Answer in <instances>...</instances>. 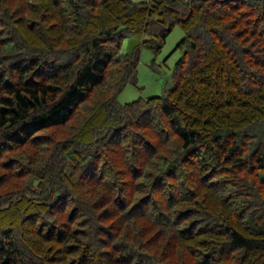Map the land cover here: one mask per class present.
Masks as SVG:
<instances>
[{"label":"trees","instance_id":"16d2710c","mask_svg":"<svg viewBox=\"0 0 264 264\" xmlns=\"http://www.w3.org/2000/svg\"><path fill=\"white\" fill-rule=\"evenodd\" d=\"M0 264H264V0H0Z\"/></svg>","mask_w":264,"mask_h":264},{"label":"rangeland","instance_id":"374dc122","mask_svg":"<svg viewBox=\"0 0 264 264\" xmlns=\"http://www.w3.org/2000/svg\"><path fill=\"white\" fill-rule=\"evenodd\" d=\"M183 38H184V33L181 30V28L177 26L176 28H174L173 32L167 38L161 53L155 54L146 48H143L141 50L140 63L138 66L137 85H133L130 83L121 92V94L118 96V102L121 105L132 103L140 99L146 100L153 97H161L168 90L174 87L175 85L174 82L175 80L173 78L174 69L176 67V64L182 58L185 52V48L183 47L180 49L178 48V45L181 43ZM146 39H148V37L144 38V41ZM140 42L141 41L137 37L127 38L126 40H124L123 43V49H122L123 53L124 54L132 53L134 48L138 46ZM70 131H71L70 128H65L62 131L58 132V137H59V138L57 137L58 142H62V140L63 141L66 140L71 135ZM103 135L105 136V133ZM47 136L50 137L51 132H49ZM106 139H109V137H106ZM122 158L124 157L114 156L112 158L114 162V166L118 165L117 163H119ZM85 171H86L85 169H82L81 172L79 173V176L85 175ZM1 174H4V172H2ZM88 174H89V179H91L93 172L90 171ZM51 176L54 179V173L51 174ZM40 178L41 177H33V179L30 181L28 180L29 177H27L26 179L21 180L20 182L30 181L26 186L27 192L40 195L43 192V188H40L41 186L40 184L43 183L44 181ZM14 189L15 188H6L5 192L6 191L9 192ZM146 190H148V188H143V194H141V196L144 195V192ZM82 199L83 198L81 197L78 198V200L81 201ZM12 200L13 199H10L9 201L12 202ZM39 223L43 224L45 222L40 221ZM188 227H191V225ZM155 232L158 234V239H161L158 242V245L160 246H162V243H164V239H171V238L173 239V234H177V235L179 234L176 227H171L169 229H166V231L164 232H160L159 229H156Z\"/></svg>","mask_w":264,"mask_h":264}]
</instances>
